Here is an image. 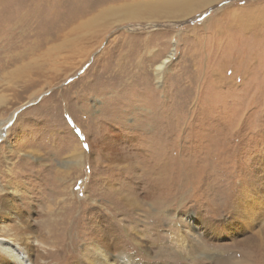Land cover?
Returning <instances> with one entry per match:
<instances>
[{"label":"rangeland","instance_id":"1","mask_svg":"<svg viewBox=\"0 0 264 264\" xmlns=\"http://www.w3.org/2000/svg\"><path fill=\"white\" fill-rule=\"evenodd\" d=\"M166 1L0 0V229L34 264H264V0Z\"/></svg>","mask_w":264,"mask_h":264},{"label":"bare ground","instance_id":"2","mask_svg":"<svg viewBox=\"0 0 264 264\" xmlns=\"http://www.w3.org/2000/svg\"><path fill=\"white\" fill-rule=\"evenodd\" d=\"M195 1L196 0H167L165 5L175 7V8H180V9H183V11L188 12L193 8L195 9V7L192 5ZM207 1H210V0H199V3L203 4V2H207ZM195 6H198V4H196ZM151 9H155V8H151ZM131 11H132L131 9H127L125 11V14H127V13L132 14ZM171 57H172V55H170L167 59H165L162 63H160L157 66V69H156L157 75L161 74L162 69L164 67H166L165 65L167 64V62L169 61V59ZM2 233L5 235L0 236V255H1V260H2V262L0 264H3V262L6 264H34L33 260H32L31 251L28 247L21 244L18 239H14L12 237H9L7 230H6V232H4V229H0V234H2ZM50 235H51V232H50ZM125 256H127V255H125ZM86 261L88 264H113V263H111V261H112L111 255L109 256L108 253H105L102 255H98V254L97 255L96 254L91 255L90 254L86 258ZM125 264H129V263L126 261Z\"/></svg>","mask_w":264,"mask_h":264}]
</instances>
